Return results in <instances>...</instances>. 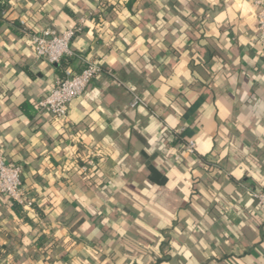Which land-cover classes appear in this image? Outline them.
Wrapping results in <instances>:
<instances>
[{
    "label": "crops",
    "instance_id": "obj_1",
    "mask_svg": "<svg viewBox=\"0 0 264 264\" xmlns=\"http://www.w3.org/2000/svg\"><path fill=\"white\" fill-rule=\"evenodd\" d=\"M126 2H12L9 19L34 28L0 31V155L23 167L44 217L21 206L30 227L0 200V243L14 251L6 263L264 264V212L252 196L264 189L254 0H140L132 13ZM76 24L73 50L102 71L63 122L38 110L63 77L60 64L31 56V36ZM26 101L32 119L19 109ZM171 134L183 142L172 146ZM92 153L95 181L80 169ZM41 234L59 241L46 257Z\"/></svg>",
    "mask_w": 264,
    "mask_h": 264
},
{
    "label": "built area",
    "instance_id": "obj_2",
    "mask_svg": "<svg viewBox=\"0 0 264 264\" xmlns=\"http://www.w3.org/2000/svg\"><path fill=\"white\" fill-rule=\"evenodd\" d=\"M257 9L258 40L263 45L264 57V0H254ZM24 24V22H22ZM82 32V25L59 33L54 28L42 29L31 36L32 48L37 61L45 60L51 65H59L64 57L72 56L71 45L75 37ZM82 64V71L75 73L72 70L65 72V77L59 79L53 89L42 99L37 101L38 110L65 121L68 115L69 105L80 98L90 83L101 73L102 67L97 62L85 56L78 57ZM138 104L136 100L134 106ZM195 143L189 142L185 146V152L194 153ZM94 156L84 159L80 167L81 171L88 172L94 167ZM24 169L21 165L9 162L0 155V197H7L13 203L26 208L34 206V199L26 192L22 176ZM252 196L258 203V207L264 212V189L252 191Z\"/></svg>",
    "mask_w": 264,
    "mask_h": 264
},
{
    "label": "trees",
    "instance_id": "obj_3",
    "mask_svg": "<svg viewBox=\"0 0 264 264\" xmlns=\"http://www.w3.org/2000/svg\"><path fill=\"white\" fill-rule=\"evenodd\" d=\"M65 1H71V0H65ZM139 1L140 0H127L125 4V9L129 11L130 13H132V9L134 5ZM12 2L13 0H0V31L5 24H9L11 29L15 30L17 36L21 37L22 34L24 33H32L34 27L30 21H27L25 25H22L20 21H11L9 19V14L12 9ZM101 2H102V10H107L108 12H110L114 7L113 5L109 4L107 1H101ZM64 13L69 15L71 18L75 20L77 18L75 14L73 13V11L71 10V8L68 6L64 8ZM77 26L78 25L76 24L72 28H69V29H73ZM43 29H46V28H43ZM71 50H72L73 55L64 57L60 63V66L58 67L57 73L60 77H65V72L70 69H74V70L76 69V71H74L76 73H79L82 71V68H80V66L76 63V61L78 57L83 54H78L76 51H74L72 48V45H71ZM31 56L34 59H36L34 51L31 52ZM23 70H24V73L30 79L33 78V74L27 68H23ZM19 109L20 111H22L24 115H26L27 119H32L35 116V114L38 113L36 107H34V104H31L28 101L22 103ZM166 138L168 141H170L172 146H177L178 144H181L183 142L181 138L176 136L175 134L166 135ZM85 176L88 179L94 180V181L96 179H100V174L97 172L89 171ZM22 183H23V186L26 192L28 193L30 191L29 190L30 188L27 187L26 182L24 180V176H22ZM1 199H5L7 201L6 203L11 213L15 214L19 218H23L30 227L33 226V222L24 214L23 209L20 205L13 203L7 197H0V200ZM33 209L40 218L44 217L42 209H39L37 206H34ZM82 222H83V219L79 220L76 226L80 225ZM5 229H6L5 224L3 223V221H1L0 222V232H4ZM58 243L59 241L57 238L50 240V239H47V237L43 234L39 235L35 241L36 248L39 251V253L42 255V257H46L50 251L54 250L55 248H58L59 246ZM20 244H23V241H20ZM69 244L70 243L67 242L66 246L68 247ZM11 247L12 245L9 246V245L0 243V264H8L6 263V260L10 259L14 253Z\"/></svg>",
    "mask_w": 264,
    "mask_h": 264
}]
</instances>
